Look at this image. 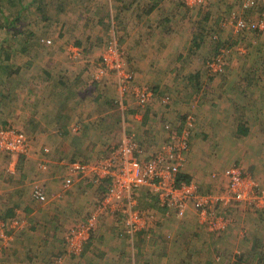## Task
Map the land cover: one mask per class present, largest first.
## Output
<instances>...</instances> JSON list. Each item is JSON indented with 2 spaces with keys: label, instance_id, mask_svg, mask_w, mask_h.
Listing matches in <instances>:
<instances>
[{
  "label": "rangeland",
  "instance_id": "374dc122",
  "mask_svg": "<svg viewBox=\"0 0 264 264\" xmlns=\"http://www.w3.org/2000/svg\"><path fill=\"white\" fill-rule=\"evenodd\" d=\"M146 1L147 7L157 4L158 10L155 9L158 16L163 17L168 12L171 18L172 11L162 12L159 7L161 3H165L164 0ZM173 1L178 2V0ZM102 2V0H0V129L10 125L12 128L21 130L28 136L30 143V138H33V136L27 129L29 126L26 127L25 125L29 123L31 117H16L13 120L14 117L11 115L13 110L9 111L13 100L9 95L14 96L16 91L19 93V97L30 98L28 101L36 98V96L39 97L40 101L44 98V88L48 87L47 84H43L48 81L46 73H51L52 77L53 73L56 74L60 68L67 66L64 63L80 66L83 64L91 67L93 71L97 69L96 74L99 76L98 67L102 66V54L107 46L112 43L114 37L119 43L127 65L132 68L126 49L121 44L122 40L119 33L126 26L124 23L119 24L120 22L117 20L118 12L108 5L106 8L105 5H99ZM103 4H105V0ZM182 8L181 20L186 21V25H189V27L196 25L193 26L194 30L193 27L188 29L190 40H187V45H184L183 42V54H186L183 63L189 64L180 74L177 70L170 72V76H174L170 78L173 83L180 78V87L179 89H171L172 92H167L164 95L169 96L171 101V103L164 105L165 108L172 106L168 112L171 111L174 115L177 114V120H175V117H167L156 124V127L152 125L151 128L153 127L154 133L151 136H149L147 129L143 131V134H137L136 131L128 129V127L132 128L136 122L135 119H128L130 114L129 109H127L128 105L119 103L120 100L113 101L112 106L116 110L115 118H117L115 122L118 124L123 123L127 133H123L121 142H117L116 146L115 141H110L107 142V145L98 148L97 151L86 152L82 149V153L89 155H84L85 159L81 160L78 156V159L74 158L73 161H64L63 165L65 166L67 178L69 177L67 167L72 162H96L102 159L103 156H107L114 148H117L125 139H130V137L133 138L130 140L144 151L141 156L151 154L166 140L163 135L165 132L162 130L165 125L176 126L174 124L181 122L182 126L179 130H176V132H181L185 119L188 115H191L194 119L192 132L195 133L194 136L191 133L189 152L192 151L193 145H195L196 152L199 153V157L203 161L201 163H205L209 168L213 167L209 165L214 164L225 171L231 165L240 166L257 182L258 188L264 192V131H258L256 134L253 128L256 127L258 120L256 114L257 99L260 92L264 93V36L254 30L238 33L231 27L230 23L224 24L223 19L231 16L233 12H241L235 0L226 1L221 5H214L213 2L208 1L204 5L193 9L185 5ZM151 11L153 10L151 9ZM244 14L252 17L256 13L246 11ZM92 35L94 39L91 40ZM48 40H51V43H48ZM202 47L206 48L203 50ZM76 48L81 49L80 55H77L78 57H74ZM221 55L224 56V65L221 69L214 70L211 63ZM193 61H196V63L192 64ZM231 64H235L238 70L230 69ZM109 75L111 74L108 73L99 77ZM90 78L92 79V74ZM135 80L136 77L131 83L132 85ZM107 81L105 82L107 83ZM141 85L150 86L154 90L153 86L148 84L138 83L134 86ZM118 90L120 95H126L127 93V91L123 92L119 88ZM130 90L132 89L130 88ZM2 94H6V96ZM154 94L156 95L155 90ZM164 96H160L159 99L162 100ZM18 99L17 97L16 101ZM166 99L162 101H166ZM9 100L10 104H7ZM39 105L42 108L46 107V104L43 103H39ZM138 107L139 109L134 108V110L139 115H142V110L147 108L143 109L140 105ZM262 114L264 115V112ZM137 122H142V126L149 123L144 122L143 119L137 120ZM17 123H21L22 126ZM54 125L60 131L62 129L66 131L62 127L64 124L61 122H55ZM72 126L66 127L68 130L70 128L71 132V134H65L67 139H74L81 134L79 133L78 124ZM71 128H73L72 131ZM250 129H252V132ZM120 136L121 134L117 133L112 135V138ZM87 137H90V135ZM91 137L93 138V136ZM80 138L83 139V136H80ZM42 146L41 148L44 149L48 145ZM64 153L67 154L69 151ZM21 154L22 156L16 157L0 148V179L4 180V185L0 187V202L6 204L5 207L0 208V222H3V224L5 222L10 223L11 220L17 219L20 223L25 224V228L29 225H36L39 228L45 225L46 227V223L52 226L56 222L55 224L58 226L57 229L54 227L53 235L46 234L53 237L56 231L57 235L54 236L56 239L53 238L55 241L53 243L57 244L47 243L44 245V249L36 251L39 254L33 255L32 260L35 258V260H39L37 264H40L50 261L55 256L63 255L64 264H83L84 260L79 258L82 252L76 255L67 253L64 240L65 234L76 223L85 220L89 212L102 199L106 189L110 188V182L102 180V185L94 186L92 183L81 180L82 182L74 185L75 180L71 187L66 189L59 198L53 199V196L56 195L55 189L49 187L43 191V198L36 199L33 197L34 189L31 190L27 180L30 179V182L34 183L36 180H45L44 178L49 177L47 172L52 167L49 169L47 162L39 164V161H48L55 158H52L50 149L46 147L45 151H41L40 157L42 159L34 154L36 160L28 162L27 155L30 154V147L26 153ZM62 155L60 156L62 157ZM219 168L215 167L217 172L221 171ZM54 173L61 175L59 171H54ZM65 173L63 172L62 176L55 180L54 185L56 188L61 185ZM17 178L23 180L21 188L16 183ZM14 180L16 194L20 199L8 197L10 191L14 190L12 187ZM224 187L223 184H219L218 191H209L223 194ZM143 191L144 188L138 190L139 193H143ZM50 198L51 201L47 203V199ZM84 198L86 200L78 207V201ZM9 200L11 201L9 202ZM139 201L140 210L145 213L146 219L148 217L147 220H150L149 224L153 225L150 227V232L142 236L137 234L132 239L124 232L123 218L125 215L111 216L108 214L100 217L98 226L100 227V224H102L100 228L103 229V232L101 231V235L96 236V238L99 237L100 240H103L109 230L113 238L124 242L126 254L130 256L133 255V252L140 253L142 249L153 250L152 246L154 247L155 244L145 247L152 239L160 238L162 244L169 243L170 241L167 238H171L172 230L176 226V215L172 212L167 214L166 210L160 207L155 196L149 195L148 198H144L142 194ZM16 202H20L18 207L21 212L14 215L11 212L14 213L15 211H11L7 214L6 211L10 208L8 206L12 203L16 204ZM147 203H152L151 208ZM50 205L54 208L55 218L53 219H49L43 213ZM254 206H256L254 203L252 205L231 203L226 208H220L221 214L238 230L237 234L234 233L230 236L227 235V238L224 237L225 240L222 234L218 236L217 242L220 245L223 242L225 244L235 240L234 246L230 243L229 248L233 246L235 250V246H239V235L244 234L246 236L247 231L252 230L250 224H257L254 219L261 216L257 212L260 210L259 207ZM229 208L230 212L227 210ZM58 212H60L59 214L62 213V216L57 215ZM244 215L249 216L250 219H243L245 218ZM56 217L57 220H55ZM242 220L246 227L241 223ZM165 231H170L165 234L169 235L167 238L162 237ZM11 232L6 233L7 238L4 239L5 241L9 240ZM1 238L0 235V243L2 242ZM220 245L217 246L219 250H215L214 253L220 255L221 259L220 261L214 259L215 264H264L262 255L256 254L257 256H255L254 253L246 252L248 244L245 247L240 246L242 257L237 254L238 251H231L232 249L229 248L222 251ZM7 249L12 248L8 247ZM256 252H259V250H256ZM143 254L146 255V251L144 253L141 251L140 255ZM160 256L162 257V253ZM167 259L169 260L168 263L172 264L171 256H168ZM182 264L191 263H188L185 259Z\"/></svg>",
  "mask_w": 264,
  "mask_h": 264
},
{
  "label": "crops",
  "instance_id": "0c3cea01",
  "mask_svg": "<svg viewBox=\"0 0 264 264\" xmlns=\"http://www.w3.org/2000/svg\"><path fill=\"white\" fill-rule=\"evenodd\" d=\"M102 1V4L100 3L99 5H105V8L107 5L114 8L118 12L117 20L120 22L119 24L124 23L126 26L125 29L120 30L119 33L122 40L121 44L126 49L127 56L130 58V65H132L131 67L136 72L134 85H137L138 83L151 85L153 86L156 95L149 106L145 110H142L143 114L139 115L134 110V108L139 109V105L136 101L137 98L134 92H132L133 90L127 91L126 95H120L118 85L113 75L99 77L96 74L97 69L93 71L91 70V67L85 66L82 63L81 66L64 63V65L67 66L60 68L56 74L53 73L52 77L51 73H46L48 81L43 83L48 85V87L43 90L45 93L43 99L45 100L41 99L39 101V97L36 96V98L28 101L30 98H21L16 91L14 92V96L12 94L9 95L13 100L11 102L12 106L9 108V111L13 110L11 113L14 117L13 120H15L16 117H31L29 123H26L25 125L26 127L29 126L27 129H29L28 131L33 136V138H30V154L27 155V158H29L28 162L36 160L34 154H37L39 159H42L40 157L41 151H45V147L50 149L52 158H55L52 160L49 159L48 161H39V164L47 162L49 169L52 167L47 172L49 173V177L44 178L45 180H36L34 183L30 182V179L27 180L31 190L36 187H42L44 190L49 187L55 189L56 195L53 196V199L59 198V196H61L66 190L63 186V181L67 178L65 166L63 165L64 161H73L74 158L78 159V156L81 160L85 159L84 155H86V153H82V149L86 152L97 151L98 148L100 149L103 145H107V142L110 141H115L116 143L114 144L116 146L117 142H121L120 140L123 137V133H127L123 123L118 124L115 122L117 118H115L116 110L112 106L113 101L120 100L119 103H126L128 105L127 109L130 111L128 119H135L136 121L134 126H132V128L128 127V129L136 131L137 134H143V131L147 129L149 136H151L154 133L153 127L151 128L152 125H155L156 127V124L160 123L162 119L165 120L167 117H175V120H177L178 117L176 116L177 114L174 115L171 111L170 113L168 112L172 106L165 108L166 106L164 105L169 104V102L171 103V101L169 96L164 95L167 94V92H172L171 89H179L180 87V78L173 83L170 79L172 76H170V72L177 70L180 74V72L185 70L189 64L183 63V58L186 56V54H183V47L185 44L187 45V40L190 38L188 29L196 24L189 27V25H186V21L183 22L181 20L182 15L180 14L183 8L179 7V0L178 2L164 0L165 3L159 5L162 12H173L171 18L168 12L165 13V16L163 17L158 16L156 14L158 7H155L157 10L154 9L151 12V6H146V0H105V4H103L104 0ZM208 1L213 2L214 5H221L229 0H207V2ZM113 29L115 31V26ZM191 34L193 35V33ZM90 39H94L93 35ZM205 48L206 47H202L203 50ZM76 50L81 51L79 48H76ZM193 63H196V61H193L192 64ZM232 68L238 70L235 64L230 65V69ZM91 74L92 79L90 78ZM173 77L174 76H172V78ZM106 80H108L107 83L105 82ZM5 93L7 94V92ZM6 94L2 95L6 96ZM160 96H164L162 100L167 98L166 101L160 100ZM17 97L19 99L16 101ZM111 97L113 98L111 99ZM10 100L7 104H10ZM39 103L46 104V107L42 108ZM257 103L258 108L256 114L258 120L255 125L256 127H253L256 134L258 131H264V115L262 114L264 112L263 92H260ZM140 119H143L144 122L148 120L147 122L149 123L143 124L144 126H142V122H137V120L139 121ZM55 122H61L64 124L62 127L65 128L66 131L64 129L60 131L59 128L54 125ZM69 123H71V125H69ZM17 124L22 126L21 123ZM76 124H78V127L80 128L79 133L81 134L79 135L83 136V139L80 138V136H76L74 139H67L65 134H71V132L70 128L68 130L66 127H71L72 125L76 126ZM174 125L177 126L178 130L180 126H182L181 122ZM166 127L167 125L162 129L165 132L163 133L165 137L168 134ZM72 130L73 128H71V131ZM250 131L252 132V129H250ZM117 133L121 134V136L112 138V135ZM194 133L195 132H192L193 136ZM89 135L90 137H87ZM91 136H93V138ZM42 145H48L50 147L45 146L43 149L41 148L43 147ZM68 151L69 153H64ZM12 155L16 157L22 156V154ZM60 155H62V157ZM201 162L203 161H201L199 153L196 152L195 145H193L192 151L189 152L187 156L185 166L182 168V174L187 177L186 179L195 181L202 190L218 191L219 184L226 186V179L223 176L224 169H220L218 165L214 164L209 165L213 166L209 168L205 163L203 164ZM215 167L219 168L221 171L217 172ZM54 171H59L61 175L55 174ZM63 172L65 173L64 179H62L63 181L61 185L56 188L54 185L55 180L60 178ZM17 179L18 181H16V183H18V187L21 188V186H23V180L21 181L19 178ZM72 181L74 182L73 179ZM80 182H75L74 185ZM16 183L14 180L12 183L14 190H11V193L8 195L11 199L14 197H16V199L18 198L15 187ZM3 185L4 180L2 181L0 179V187ZM142 194L144 198H148L149 195H152V192L146 188H144L143 193H139L138 190L136 191V199L138 200L139 209V198ZM18 199H20V197ZM84 200L86 199L84 198L78 201L77 206L79 207L81 203H84ZM10 201L11 200H9V202ZM47 201V203H49L51 198L47 199ZM18 204H20V202H16V204L12 203L8 206L10 208L6 211L7 214L11 211H15L14 213L11 212V214L14 215L17 212H21ZM147 204L149 208H151L152 203ZM5 206L6 204H1L0 202V208ZM50 206L44 210L43 213L49 219H53L55 218L54 208L53 206ZM160 207L162 208L161 205ZM227 210L230 212V208ZM257 212L261 214L260 218L254 219L257 224H250V229L252 230L247 231L246 236L244 234H240L242 236L239 235L240 238L238 240L240 244L239 246H235V250L233 248L236 243L235 240H231L230 242L226 241L228 243L225 244L223 242L221 245L217 242L218 236H221V234L225 240L224 237L227 238V235L230 236L231 234L238 233L237 228L231 225L232 223L229 224V229L227 228L224 232L214 234L209 232L204 225L199 223L194 212H190L185 218L175 216L176 226L173 228L172 234L170 233L171 238H167L169 235H165L170 231L164 232L162 237L167 238L170 241L169 243L162 244V239L160 238L150 240L151 242L149 241V244H146L145 247H150L153 244L155 245L154 247L152 246L153 250H141L143 253L146 251V255H140L141 251L140 253L133 252V255L131 256L127 255V251L123 244L124 242L113 238L112 235H110L109 230L103 240H100L99 237L96 238V236L101 235V231L103 232V229L100 228L102 224H100V227L94 232V235L87 244H85L79 258L84 260L83 264H169L167 257L171 256L172 264H182L185 259L191 264H215L214 259L217 261H220L221 259L220 255L214 253L215 250H219L217 249V246L220 245L222 251H226L229 248L230 243L233 244V246L229 249H232L231 251H238L237 254H240L241 257L240 246L245 247L248 244L246 252L254 253L255 256H257L256 254H260L264 258V208ZM59 213L60 212H58L57 215L62 216V213ZM173 214L175 215V213ZM244 216L245 218H243ZM244 216L242 217L243 219H250L249 216ZM57 219L58 218L56 217L55 220ZM147 219L145 230L149 231L150 227L153 225L149 224L150 220ZM55 223L52 226L51 224L46 223V227L44 225L40 226V228L36 225H29L25 229L16 227V229L11 232L8 241L1 238L0 264H37L39 260H35V258L32 260V256L39 254L36 253V251L44 249V245L47 243L50 242V244H54L53 241L56 239L54 236L57 235L56 231L53 237L49 236L53 235L54 227L57 229L58 225ZM241 223L243 224V220ZM243 226L246 227V224H243ZM56 244L57 243L54 245ZM8 247L12 249H7ZM256 250H259V252H256ZM161 253L162 257L160 256Z\"/></svg>",
  "mask_w": 264,
  "mask_h": 264
},
{
  "label": "built area",
  "instance_id": "2783aa9c",
  "mask_svg": "<svg viewBox=\"0 0 264 264\" xmlns=\"http://www.w3.org/2000/svg\"><path fill=\"white\" fill-rule=\"evenodd\" d=\"M182 1L188 8L193 9L204 5L207 0ZM235 1L241 12H233L231 16L223 19L224 24L230 23L238 33L254 30L264 36V0ZM246 11H254L256 14L251 17L244 14ZM47 42L51 43V40ZM77 55H80L79 50H76L74 57H78ZM101 59L102 66L98 67L99 76L110 73L114 76L120 90L124 92L131 88L143 109L153 101L155 94L150 86L131 84L136 77V72L127 65L115 37L107 46ZM223 65L224 56L222 55L211 63L214 70L221 69ZM193 125L194 119L191 115L185 119L181 132H176L177 126L167 124L166 140L147 156L146 154L144 157L141 156L144 151L132 142L130 139L133 138L130 137L96 162L74 161L67 167L69 177L64 180L65 189L71 187L72 179L76 182L84 180L94 186L102 185V180H108L111 184L85 220L76 223L65 234L64 240L68 254H80L99 228L100 217L108 214L125 215L124 232L134 239L146 225V215L139 209L136 199V191L143 187L157 197L167 214L173 212L179 218H185L190 212H194L199 223L214 234L224 232L230 224V221L219 211L220 208H226L231 203L248 205L254 203L259 209L264 208V192L258 188L257 182L237 165L229 166L223 173L226 179L223 194L202 190L193 180H179V174L182 173L190 151ZM29 147L28 136L23 131L12 127L0 129V148L4 152L21 154L26 153ZM43 191L42 187H36L33 190V197L43 198ZM16 227L24 229L25 224L17 219L11 220L10 223L0 222V235L5 239L6 233L15 230ZM64 261V256L58 255L40 264H64Z\"/></svg>",
  "mask_w": 264,
  "mask_h": 264
},
{
  "label": "trees",
  "instance_id": "16d2710c",
  "mask_svg": "<svg viewBox=\"0 0 264 264\" xmlns=\"http://www.w3.org/2000/svg\"><path fill=\"white\" fill-rule=\"evenodd\" d=\"M178 5H179V7H182V6H184L185 4L183 3V1L182 0H179V2H178ZM157 6V4L155 3L154 5H151V7H150V11H151V9L152 10H154L155 9V7ZM186 6V5H185ZM187 7V6H186ZM152 12V11H151ZM8 127H11L10 125L9 126H5V128H8ZM246 129V128H245ZM247 130V129H246ZM248 131V130H247ZM187 177L186 176H184L182 173H180L179 174V180H181V179H185L186 181H189V179H186ZM158 202V204H159V201H157ZM146 228H144L142 231H140V232H138L137 234H139L140 236H142V235H145V234H147L148 232H150V229H149V231H147V230H145ZM94 235V234H93ZM92 235V236H93ZM91 236V237H92ZM91 239V238H90ZM263 264V263H262Z\"/></svg>",
  "mask_w": 264,
  "mask_h": 264
}]
</instances>
